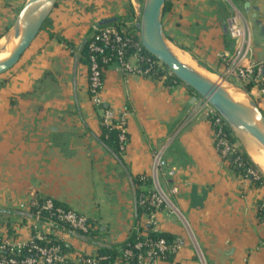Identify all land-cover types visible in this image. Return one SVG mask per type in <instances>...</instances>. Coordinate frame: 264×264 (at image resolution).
Wrapping results in <instances>:
<instances>
[{
    "label": "crops",
    "instance_id": "1",
    "mask_svg": "<svg viewBox=\"0 0 264 264\" xmlns=\"http://www.w3.org/2000/svg\"><path fill=\"white\" fill-rule=\"evenodd\" d=\"M26 1L0 0V38ZM140 14L139 0H58L19 62L0 75V238L26 242L33 202L50 197L94 224L89 238L56 234L69 246L70 260L101 245L123 244L151 219L137 216L134 180L151 179L145 189L153 191L160 154L158 183L165 191L176 185L178 192L174 209L164 206L153 215V230L185 244L172 260L154 264H264L258 216L264 185L238 176L218 152L214 125L199 97L193 101L192 87L124 72L114 63L104 74V106L90 97L86 42L102 20L133 26ZM234 15L248 24L254 57L262 59L264 0H167L163 27L183 54L177 53L216 76L235 51L226 32ZM131 61L138 64L133 56ZM249 91L264 112L260 89ZM107 107L128 113L121 159L100 138Z\"/></svg>",
    "mask_w": 264,
    "mask_h": 264
},
{
    "label": "built area",
    "instance_id": "2",
    "mask_svg": "<svg viewBox=\"0 0 264 264\" xmlns=\"http://www.w3.org/2000/svg\"><path fill=\"white\" fill-rule=\"evenodd\" d=\"M140 17V16H139ZM228 32L235 41V51L229 60L228 66L221 74L240 86L260 89L264 96V57L256 59L253 53L251 31L240 16L234 15L229 19ZM135 57L138 64H133L131 57ZM89 65V93L96 106L102 107L100 93L104 83V74L107 67L117 64L124 72L138 73L140 75L151 76L163 70L164 63L152 55L144 47L140 32L136 25L117 26L103 25L95 28V32L90 39L89 55L87 57ZM160 79H167V75L159 76ZM199 107L205 110L207 117L214 125V140L218 152L227 160L230 166L243 165L241 156L237 153L242 150L238 140H233L227 122L222 115L202 96H199ZM127 112L116 113L114 109L104 108L103 120L107 125L119 129V140L121 149L124 150L128 141ZM231 131V130H230ZM234 136V135H233ZM236 154L231 160V156ZM162 166L161 155L155 158V189L144 194L139 199L140 205L149 204L155 210L149 214L150 220L143 234L146 236L135 244L137 252L131 248L123 250L120 257L111 262H104V256H99L97 252L82 254L75 260H70L66 252L61 247L58 240H61L57 233H74L80 236L90 237L94 230V224L88 217L78 213L72 207L65 204H58L53 198L47 197L35 200L32 204V214L34 218L33 231L26 242H14L2 239L0 243V264H130L129 259L136 256L135 264H154L158 260H165L169 256L174 257L184 246L183 239H173L168 241L165 238L153 240L148 237L147 231L153 230L155 212L167 207L174 209L172 197L178 192V187L172 185L165 191L158 183L157 174ZM175 168L168 171L173 177ZM255 181L262 179V173L258 169L249 168L243 177ZM145 179L146 177H141ZM258 216L264 224V197L258 204ZM29 245L34 250V255L25 256L18 259L17 249Z\"/></svg>",
    "mask_w": 264,
    "mask_h": 264
},
{
    "label": "water",
    "instance_id": "3",
    "mask_svg": "<svg viewBox=\"0 0 264 264\" xmlns=\"http://www.w3.org/2000/svg\"><path fill=\"white\" fill-rule=\"evenodd\" d=\"M57 2L58 0L25 2L12 26L0 38V75L19 62L42 30ZM166 3L167 0H145L135 25L146 50L195 90L193 101L199 96L208 100L225 119L231 132L249 155L248 146L251 143L264 148V112L256 99L247 88L219 74L215 78V75L185 62L176 54L163 27ZM249 6L250 2H247V8ZM114 20L115 18L104 19L100 23L105 25ZM257 23H260L258 19ZM250 157L252 158L251 155Z\"/></svg>",
    "mask_w": 264,
    "mask_h": 264
},
{
    "label": "trees",
    "instance_id": "4",
    "mask_svg": "<svg viewBox=\"0 0 264 264\" xmlns=\"http://www.w3.org/2000/svg\"><path fill=\"white\" fill-rule=\"evenodd\" d=\"M166 5H167V3H166ZM45 24H44V26H45ZM89 43H90V40L86 42V45L84 48V54L86 57H88V55H89ZM164 67L165 68L163 70H160V71H158L157 74L151 75V76L159 77L162 75H167V80H168V82H170L171 85L182 82L174 73H172V71L165 64H164ZM103 106H104V104H103ZM119 132L120 131L118 128H113L112 126L107 125L106 123H104V120H103L102 135L100 138L104 142V144H106L114 152V154H116L121 159V155H122L123 150L121 149V145H120ZM228 132L230 133L231 131L228 130ZM231 138L233 140H237L235 138V136H233V135L231 136ZM237 154L241 156L243 165L233 166V167L231 166V167L238 176L244 177L247 174V171L249 168H254V169L260 170L259 166L252 160L250 155L243 148ZM235 156H236V154H233L231 156V160H233L235 158ZM260 172H261V170H260ZM249 178L254 184H256L258 186L264 185L263 173H262V179L259 181H255L252 178V176H249ZM134 181H135V184L138 185V186H136V189H135V191H136L137 216L140 217L144 213L150 214L151 212H153L155 210V208H153L149 204H146L145 206L140 205L138 201L142 195L150 192V191L146 190L145 187L148 186L149 184H151L152 181L149 178L142 179L141 177L136 178V180H134ZM57 203L62 204L59 202H57ZM143 232H144V229L142 227H138V228L131 231L128 239L123 244H121V245H101L97 251V254L99 256L106 257L104 262H111L115 258L122 256L123 250L126 248H131V249H133L134 252H137V249L134 248L135 244L146 238V236L143 234ZM147 235L149 238H151L153 240H159L160 238H165L168 241L173 240V238L169 234L164 233V232H158L155 230L147 231ZM1 240L2 239L0 238V243H1ZM58 242L61 244V247L64 250V252H67L70 250L69 246L65 242H63L62 240H58ZM17 254H18L17 258L22 259L25 256L34 255V250H32V248L29 245H26L22 248L17 249ZM172 259H173V257L169 256L165 260H172ZM129 262H130V264H135L137 262V257L134 256V257L130 258ZM72 264H76V263L72 262ZM78 264H81V263H78Z\"/></svg>",
    "mask_w": 264,
    "mask_h": 264
},
{
    "label": "bare ground",
    "instance_id": "5",
    "mask_svg": "<svg viewBox=\"0 0 264 264\" xmlns=\"http://www.w3.org/2000/svg\"><path fill=\"white\" fill-rule=\"evenodd\" d=\"M173 48V47H172ZM173 50L176 52V50L173 48ZM176 54L185 62H187L186 58L182 55ZM188 63V62H187ZM248 150L252 158L261 166V168L264 170V148L258 146L256 143H251L248 146ZM264 172V171H263Z\"/></svg>",
    "mask_w": 264,
    "mask_h": 264
},
{
    "label": "rangeland",
    "instance_id": "6",
    "mask_svg": "<svg viewBox=\"0 0 264 264\" xmlns=\"http://www.w3.org/2000/svg\"><path fill=\"white\" fill-rule=\"evenodd\" d=\"M144 3H145V0H139V4H140V6H141V12H142V9H143V7H144ZM141 15V14H140ZM172 45V44H171ZM172 47L177 51V52H179L180 54H183V53H181L178 49H176L173 45H172ZM178 53V54H179ZM187 60V59H186ZM187 62L188 63H190V64H192V65H194L191 61H189V60H187ZM215 78H217L216 76H214ZM259 166V165H258ZM260 167V166H259ZM261 169V168H260ZM261 171H262V169H261ZM263 172V171H262Z\"/></svg>",
    "mask_w": 264,
    "mask_h": 264
}]
</instances>
